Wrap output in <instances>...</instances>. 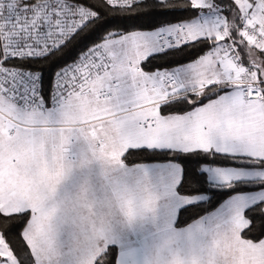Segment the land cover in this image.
<instances>
[{
	"label": "snow or ice",
	"instance_id": "1",
	"mask_svg": "<svg viewBox=\"0 0 264 264\" xmlns=\"http://www.w3.org/2000/svg\"><path fill=\"white\" fill-rule=\"evenodd\" d=\"M0 264H264V0H0Z\"/></svg>",
	"mask_w": 264,
	"mask_h": 264
}]
</instances>
